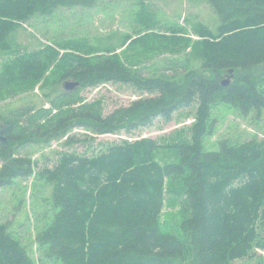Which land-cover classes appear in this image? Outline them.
Instances as JSON below:
<instances>
[{"label": "trees", "instance_id": "obj_1", "mask_svg": "<svg viewBox=\"0 0 264 264\" xmlns=\"http://www.w3.org/2000/svg\"><path fill=\"white\" fill-rule=\"evenodd\" d=\"M97 1L0 0V50L17 47L0 74V97L43 79L46 88L51 66L54 83L67 78L86 88L120 81L152 95L105 114L102 102L77 100L78 88L62 89L52 106L10 118L6 130L0 127V190L35 173L29 156L16 155L17 144L60 139L74 127L130 133L197 103L192 140L123 139L97 154H68L39 172L52 187L55 210L36 234L40 264H235L264 249V138H228L217 150L204 148L214 104L231 105L243 115L264 110V0H206L220 24L215 31L204 27L206 38L194 48L202 70L184 77L146 75L117 56L64 58L49 45L18 54L15 31L23 23ZM169 200L180 206L178 232L162 219ZM0 264H38L1 222ZM252 264H264V257Z\"/></svg>", "mask_w": 264, "mask_h": 264}, {"label": "rangeland", "instance_id": "obj_2", "mask_svg": "<svg viewBox=\"0 0 264 264\" xmlns=\"http://www.w3.org/2000/svg\"><path fill=\"white\" fill-rule=\"evenodd\" d=\"M219 24V16L206 0H98L90 7L62 8L50 16L25 22L15 31V37L21 50H17L18 54L49 45L64 58L67 54L94 58L117 56L129 69L144 71L146 75L184 77L188 71L202 70L195 49L206 38L202 36L206 31L204 27L215 31ZM16 48L0 50V74L14 58ZM53 68L47 71L46 88L42 89L43 79L32 89L0 97V127L6 130L10 118L21 120L18 116L23 111L35 112L52 106L51 100L64 89L67 79L54 83ZM228 74L223 71V80L229 79ZM74 94L77 100L102 102L105 114L152 95L132 83L120 81L80 87ZM197 110L198 104L193 103L176 111L171 120L158 117L152 125L130 133L122 130L98 134L84 127H74L60 139L46 138L25 146L17 144L16 155L29 156L35 173L28 178H18L13 186L0 190V222L40 264L36 234L53 218L55 210L51 203L52 187L38 176L39 172L54 168L68 154H97L123 139L152 137L163 143L191 142ZM210 124L212 131L204 139L206 151L219 149L220 141L228 138L234 141L264 138V110L260 115L255 112L243 115L231 105L214 104ZM2 163L0 160V166ZM162 219L166 227L178 232L179 204L167 201ZM259 257H264L262 248L236 260L235 264H252L259 261Z\"/></svg>", "mask_w": 264, "mask_h": 264}, {"label": "water", "instance_id": "obj_3", "mask_svg": "<svg viewBox=\"0 0 264 264\" xmlns=\"http://www.w3.org/2000/svg\"><path fill=\"white\" fill-rule=\"evenodd\" d=\"M233 72V70H231ZM230 82V79H227L226 81L223 82V84H228ZM80 86L79 81H74V80H67L63 84V88L65 91H74L76 88ZM0 140H5V137L1 134L0 131Z\"/></svg>", "mask_w": 264, "mask_h": 264}]
</instances>
